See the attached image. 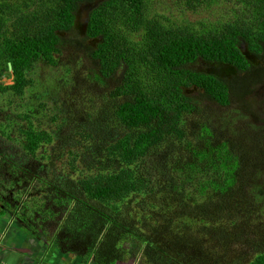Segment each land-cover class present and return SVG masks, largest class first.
Listing matches in <instances>:
<instances>
[{
    "label": "trees",
    "instance_id": "trees-1",
    "mask_svg": "<svg viewBox=\"0 0 264 264\" xmlns=\"http://www.w3.org/2000/svg\"><path fill=\"white\" fill-rule=\"evenodd\" d=\"M236 1V20L197 31L147 17L146 0L0 2V80L9 63L13 75L0 83V218L94 264H264V233L253 242L238 221L264 217V113L252 97L264 86V0ZM32 3L44 10L21 15ZM82 5L97 6L84 36ZM4 8L18 13L13 27ZM106 16L143 41L120 49ZM69 49L91 66L89 82L69 79L65 97L44 103L30 74ZM203 103L236 118L204 122ZM237 243L252 247L246 258L224 254Z\"/></svg>",
    "mask_w": 264,
    "mask_h": 264
},
{
    "label": "rangeland",
    "instance_id": "rangeland-1",
    "mask_svg": "<svg viewBox=\"0 0 264 264\" xmlns=\"http://www.w3.org/2000/svg\"><path fill=\"white\" fill-rule=\"evenodd\" d=\"M2 1L5 0H0V2ZM39 1H43L48 4V0H37V2ZM96 7L97 6L82 5L76 20V28L81 34H85L87 32L89 28L90 16L92 12L95 11L94 9ZM30 8L31 9L28 11L18 9L16 7L13 9L24 11L21 15L29 14L35 10H44V7L41 8L39 4L35 5L34 3H32ZM146 8L147 17L160 21L168 28L192 27L194 31H197L198 29L201 30L204 26L209 28H212V26L219 28L224 23L236 20L240 13V4L236 0H146ZM4 9L6 13H3V15L6 17V20L3 21V24L7 27H13L14 19L17 18L18 13L16 12L11 15L8 13L6 8ZM106 23V28L111 29L113 33L118 36L116 44L119 45V48L131 40L132 43L135 44H140L141 41H143V31H141L138 35H134L131 27L115 22V20L111 21L109 16H106ZM93 41V43H95V41L98 43L101 41V37L99 36ZM196 67H198L201 72L211 73L214 75L216 74L220 77H232L235 75V68L227 64H208L200 62ZM90 69L91 66L85 60L84 56L69 49L54 66L49 64H40L32 70L30 76L33 84L29 92L33 95L36 94L35 96H38V98L39 94L44 92L45 98L42 99V101L53 105L57 100L67 95L66 90H69V87H67V80L73 78L74 83L85 80L91 74ZM9 72L11 75L4 74L3 78L0 80L1 84L6 86L13 84V75L10 68ZM87 82H89L88 79ZM94 86L96 85H93V87ZM258 91L261 94L264 93V87H260ZM92 92L93 91H90V94H92ZM99 93H101L100 88ZM98 98L99 97L97 96L91 98L89 104L91 105L96 103ZM37 101L40 103L41 99H37L36 101L33 100L32 104H34V106L39 105V103L37 104ZM260 101L263 102V99L259 100V102ZM70 103L72 102L70 101ZM236 112L235 108L219 109L215 104L203 103L200 117L204 122L211 121L212 118L215 123H220L228 117L236 118ZM216 206L218 207L217 204ZM258 214V211L254 209L249 213H244L242 216H238V221L248 226L244 227L242 225V229L246 230L247 233L249 231V233L253 234L254 237H248L253 240V242L259 241V238H261L264 233V217L261 219V214ZM220 216H224L223 210L220 212ZM248 238L244 236L243 240H247ZM208 247L212 252L216 251L220 253L221 251V246L217 245L215 242L209 243ZM251 250L252 247H246L245 245H241V243H237L236 245H233V248L226 251L224 254H227L229 258L232 256V259L238 260L239 257L246 258L245 252H249Z\"/></svg>",
    "mask_w": 264,
    "mask_h": 264
},
{
    "label": "crops",
    "instance_id": "crops-1",
    "mask_svg": "<svg viewBox=\"0 0 264 264\" xmlns=\"http://www.w3.org/2000/svg\"><path fill=\"white\" fill-rule=\"evenodd\" d=\"M0 264H94L74 255H63L47 240L28 233L9 214L0 218Z\"/></svg>",
    "mask_w": 264,
    "mask_h": 264
},
{
    "label": "flooded vegetation",
    "instance_id": "flooded-vegetation-1",
    "mask_svg": "<svg viewBox=\"0 0 264 264\" xmlns=\"http://www.w3.org/2000/svg\"><path fill=\"white\" fill-rule=\"evenodd\" d=\"M77 29V28H76ZM83 36H84V34H82ZM94 40V39H93ZM92 40V41H93ZM94 42V41H93ZM242 48H244L243 50H244V54H245V56H246V58L248 59V60H250L252 63H257L258 62V60H257V58L255 57V55L254 54H252L248 49H247V47H245V46H242ZM236 73H237V70L235 69V75H236ZM264 87V86H263ZM252 97L253 98H255L256 99V101H258V102H256V105H257V107L258 108H260L259 109V111L261 112V113H264V93H260L258 90H256L255 92L253 91V93H252ZM261 99H263V102H259V100H261ZM252 117V116H251Z\"/></svg>",
    "mask_w": 264,
    "mask_h": 264
},
{
    "label": "water",
    "instance_id": "water-1",
    "mask_svg": "<svg viewBox=\"0 0 264 264\" xmlns=\"http://www.w3.org/2000/svg\"><path fill=\"white\" fill-rule=\"evenodd\" d=\"M9 68H10V70L12 71V65H11V64H9Z\"/></svg>",
    "mask_w": 264,
    "mask_h": 264
}]
</instances>
